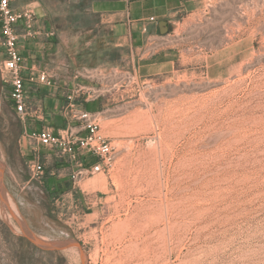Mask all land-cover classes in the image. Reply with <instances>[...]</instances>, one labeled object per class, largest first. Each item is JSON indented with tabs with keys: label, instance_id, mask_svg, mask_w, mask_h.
<instances>
[{
	"label": "rangeland",
	"instance_id": "rangeland-1",
	"mask_svg": "<svg viewBox=\"0 0 264 264\" xmlns=\"http://www.w3.org/2000/svg\"><path fill=\"white\" fill-rule=\"evenodd\" d=\"M194 1L166 71L87 81L108 173L32 179L0 73V264H264V0Z\"/></svg>",
	"mask_w": 264,
	"mask_h": 264
},
{
	"label": "crops",
	"instance_id": "crops-1",
	"mask_svg": "<svg viewBox=\"0 0 264 264\" xmlns=\"http://www.w3.org/2000/svg\"><path fill=\"white\" fill-rule=\"evenodd\" d=\"M13 4L17 8L31 7L37 24L41 23L46 29H56V37L45 41L43 38L19 39L27 68L56 70L59 74L66 72L65 66L71 69H132L136 74L142 72L147 75L166 71L171 51L157 46L150 48L156 40L167 39L169 35H162L158 24L164 20L171 30L175 23L196 9L194 0H14ZM81 14L93 20L83 23ZM150 17L156 21H148ZM56 19L67 23L58 25L54 22L52 27L49 21ZM44 87L45 120L29 125L35 129L43 125L63 128L66 121L59 110L63 97L58 88ZM43 151L47 153V163L54 159L57 167L49 173L52 177H47L48 182L62 187L70 184L69 165L46 148Z\"/></svg>",
	"mask_w": 264,
	"mask_h": 264
},
{
	"label": "built area",
	"instance_id": "built-area-1",
	"mask_svg": "<svg viewBox=\"0 0 264 264\" xmlns=\"http://www.w3.org/2000/svg\"><path fill=\"white\" fill-rule=\"evenodd\" d=\"M13 1L0 0V73L3 83L8 86L6 95L21 122H41L46 116L43 97L32 98L30 91L34 89L33 86L58 88L61 84L63 101L59 110L66 121L65 126L59 129L50 125L38 129L23 126L20 142L30 150L27 167L31 178L39 183L45 178L48 156L44 148L69 165V175L74 184L97 173H108L114 160V146L102 133L97 113L88 111L84 104L94 99L91 94L93 87L87 81L97 83L101 79L114 77L115 68L101 70L79 67L60 79L57 77L63 74L56 70L27 68L19 39L55 38L56 32L37 24L36 14L31 7L17 8ZM148 21L155 22L156 19L150 17ZM144 30L147 28L144 27ZM165 41L156 40L150 48L160 47ZM68 72L67 68L64 74Z\"/></svg>",
	"mask_w": 264,
	"mask_h": 264
},
{
	"label": "water",
	"instance_id": "water-1",
	"mask_svg": "<svg viewBox=\"0 0 264 264\" xmlns=\"http://www.w3.org/2000/svg\"><path fill=\"white\" fill-rule=\"evenodd\" d=\"M158 25H159L160 33H161L162 35H165V34H167V33L169 32V29H168V27H167V23H166V21L162 20V21L159 22ZM63 245H65V243H61V244H59V246H63Z\"/></svg>",
	"mask_w": 264,
	"mask_h": 264
},
{
	"label": "trees",
	"instance_id": "trees-1",
	"mask_svg": "<svg viewBox=\"0 0 264 264\" xmlns=\"http://www.w3.org/2000/svg\"><path fill=\"white\" fill-rule=\"evenodd\" d=\"M84 108H87L86 104L84 105Z\"/></svg>",
	"mask_w": 264,
	"mask_h": 264
},
{
	"label": "bare ground",
	"instance_id": "bare-ground-1",
	"mask_svg": "<svg viewBox=\"0 0 264 264\" xmlns=\"http://www.w3.org/2000/svg\"><path fill=\"white\" fill-rule=\"evenodd\" d=\"M75 252V251H74Z\"/></svg>",
	"mask_w": 264,
	"mask_h": 264
}]
</instances>
